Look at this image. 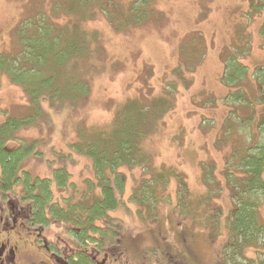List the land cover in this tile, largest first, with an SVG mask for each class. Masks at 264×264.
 <instances>
[{
  "label": "rangeland",
  "instance_id": "1",
  "mask_svg": "<svg viewBox=\"0 0 264 264\" xmlns=\"http://www.w3.org/2000/svg\"><path fill=\"white\" fill-rule=\"evenodd\" d=\"M70 1L0 0V55H15L20 50L14 28L24 19L42 13L52 17L58 27L78 23L76 16H66L63 7H58ZM108 1L116 12L142 5V0L136 4H132L135 0ZM250 5L248 0H148L144 7L148 15L142 14L147 20L121 32L109 25L105 12L94 8L95 15L81 23V29L97 34L101 51L72 65L89 87L86 100L75 106L42 102L37 109L27 103L9 77L0 74V125L37 113L32 124L20 129L16 141L8 146H31L23 171L30 173L32 180H49L53 200L74 199L79 191L86 193L88 182L95 183L91 162L70 148L78 127H109L129 102L150 109L151 118L162 112L140 144L151 158L152 170L169 169L166 188L163 193L158 191L161 203L155 211L156 221L145 219L142 203L132 199L133 191L149 174L140 166L130 171L122 168L121 205L110 215L136 252L128 248L125 255L114 257L109 248L100 255L101 264H137L139 256L142 264H158L154 249L161 242L187 264H226L224 251L233 204L224 173L229 170L231 154L243 143H264V132L257 130L264 110V38L260 34L264 14L256 13ZM228 58L245 68L241 83L244 101L232 102L228 96L240 93V88L222 83ZM62 167L72 182L67 188L52 181L53 171ZM181 179L187 196L181 192ZM20 189L15 187V193ZM186 203L193 212L181 219ZM17 206L25 205L0 198V247L16 250L19 257L13 264L49 262L36 236L53 248L59 246L63 255L71 252L73 243L59 226L41 229L33 240V236H23L24 225L19 228V217L14 215L15 232H10V226L4 230L2 211L19 213ZM183 234L187 245L180 241ZM238 261L259 264L264 262V253L249 249L245 259Z\"/></svg>",
  "mask_w": 264,
  "mask_h": 264
},
{
  "label": "trees",
  "instance_id": "2",
  "mask_svg": "<svg viewBox=\"0 0 264 264\" xmlns=\"http://www.w3.org/2000/svg\"><path fill=\"white\" fill-rule=\"evenodd\" d=\"M248 1L256 13L264 14V0ZM66 3H59L58 7H63L64 15L76 16L78 23L58 27L52 17L42 13L33 19H24L14 28L20 50L15 55H0V74L9 77L11 83L22 90L27 103L37 109L42 102L50 106H75L88 97V83L82 74L74 72L72 65L84 62L90 55L101 51L97 45V34L81 29V23L95 15L94 8L105 12L109 25L120 32L135 23L142 24L147 20L146 16L142 19V14L148 15L144 8L148 0H142L139 7L120 12H116L108 0H72ZM136 3L137 0L132 4ZM67 6L72 9L67 10ZM260 34L264 38V24ZM244 74L245 68L233 58L225 61L222 83L229 88H240V93L228 96L232 102L244 101V89L241 87ZM150 111L137 102H129L120 108L109 127L92 130L78 127L76 142L70 148L91 162L95 183L92 180L88 182L86 193L79 191L74 199L68 196L53 200L49 180H32L30 173L23 171L22 163L30 154L31 146H8L16 141L20 129L32 124L37 113L23 119H10L0 125V198L24 202L25 206L15 208L23 215L19 217V228L24 225L25 237L33 236L35 240L34 235L51 225L59 226L66 234L73 248L66 255L52 248V253L62 259L56 264H101L99 257L109 248L113 256L121 252L124 232L110 213L121 205L120 196L124 189L122 168L130 171L140 166L145 174H149L150 177L142 178V185L133 191L132 199L135 203H142L145 219L156 221L155 211L161 203L158 191L163 193L166 188L169 169L152 170L151 158L140 148L143 138L162 115L159 112L151 118ZM257 130L260 134L264 132V110ZM229 162V170L224 176L229 180L227 191L233 209L228 217V243L224 257L226 264H242L238 259L244 260L247 250L264 253V143L251 146L248 142L243 143V147L231 154ZM170 173L172 177L173 172ZM52 181L59 188H67V183H72L64 167L53 171ZM179 183L181 192L187 196L182 179ZM210 185L207 184L208 187ZM17 186L22 189L15 193ZM190 210L193 212L189 207L184 209L180 218L189 216ZM14 215L19 213L4 214L5 219L12 222L10 227L14 225L11 219ZM36 238L38 246L46 251L45 242L38 236ZM180 241L183 245L189 243L184 234Z\"/></svg>",
  "mask_w": 264,
  "mask_h": 264
},
{
  "label": "flooded vegetation",
  "instance_id": "3",
  "mask_svg": "<svg viewBox=\"0 0 264 264\" xmlns=\"http://www.w3.org/2000/svg\"><path fill=\"white\" fill-rule=\"evenodd\" d=\"M18 212H16L15 214H17ZM3 217H4V210L2 211ZM18 217H23V215L19 212ZM6 222L3 223V229L5 230L7 227L6 226H10L9 224H12L11 221H7V219H5ZM14 229V230H12ZM10 232L14 233L15 232V224L11 227ZM6 233V232H4ZM24 236V235H23ZM25 237V236H24ZM161 240V239H160ZM68 244V243H67ZM123 249L121 250V252L114 256V257H121L123 255L126 254V252L128 251V248H130V251L136 252V249L134 248V246H132L129 242L128 239H126L124 237L123 240ZM45 249H46V255L45 257L48 259L49 262H47L46 264H56V263H60V257H57L55 254L52 253L51 249L53 247H50L47 243H45ZM57 249H59L61 251V248L58 246L56 247ZM9 249V250H8ZM8 249H4V247H0V264H10V263H14L15 260H17V258L19 257V254L16 252V250H13L11 248ZM55 249V248H54ZM72 248H70L71 250ZM56 250V249H55ZM155 253L157 256L158 264H187L186 261L181 258V256H179L177 254V252L173 249H169L165 243L161 242L160 243V247L159 248H155ZM61 255H63L61 253ZM49 257V258H48ZM45 264V262L43 263ZM137 264H142V256H139V259L137 261Z\"/></svg>",
  "mask_w": 264,
  "mask_h": 264
}]
</instances>
